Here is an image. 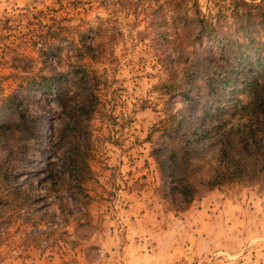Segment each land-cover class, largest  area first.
<instances>
[{
	"label": "rangeland",
	"instance_id": "obj_1",
	"mask_svg": "<svg viewBox=\"0 0 264 264\" xmlns=\"http://www.w3.org/2000/svg\"><path fill=\"white\" fill-rule=\"evenodd\" d=\"M197 1L204 14L234 3ZM248 1L264 7V0ZM164 12L162 0H0V131L7 130L0 134V264L44 253L57 264H122L124 239L114 244L110 234L119 214H146L154 260L160 254L166 264H264V177L198 188L189 200L175 196L169 183L163 194L153 153L162 140L153 127L168 116L166 106L183 108L180 95L154 87L166 74L164 42L154 30ZM83 45L102 54L88 62L101 75L103 112L86 128V203L61 187L70 165L62 166L60 154L51 151L52 132L64 122L58 98L32 84L40 74L59 71V86L78 98L74 75ZM18 109L42 122V141L4 125L18 119ZM9 181L28 196L15 195ZM206 201L208 214L224 216L214 227L200 226L204 233L192 243L181 221Z\"/></svg>",
	"mask_w": 264,
	"mask_h": 264
},
{
	"label": "trees",
	"instance_id": "obj_2",
	"mask_svg": "<svg viewBox=\"0 0 264 264\" xmlns=\"http://www.w3.org/2000/svg\"><path fill=\"white\" fill-rule=\"evenodd\" d=\"M162 6L164 16L154 30L164 42L161 61L166 74L154 87L167 96L180 95L183 102V108H174L180 113L166 106L168 116L160 127H153L160 129L162 140L153 153L164 196L167 183L175 196L189 200L198 188L264 177V7L234 0L228 11L204 14L197 0H162ZM83 47L84 58L74 75L78 98L59 86V71L40 74L32 84L58 98L64 122L52 132L57 141L51 151L60 154L62 166L70 165L61 187L86 203L84 181L91 175L86 128L103 112L97 92L101 75L88 62L102 54H95L92 45ZM241 93L244 100L238 97ZM11 124L21 129V136L41 141L44 137L42 122L19 109L18 119L4 125ZM30 145L25 141L22 148ZM6 187L25 195L16 184Z\"/></svg>",
	"mask_w": 264,
	"mask_h": 264
},
{
	"label": "crops",
	"instance_id": "obj_3",
	"mask_svg": "<svg viewBox=\"0 0 264 264\" xmlns=\"http://www.w3.org/2000/svg\"><path fill=\"white\" fill-rule=\"evenodd\" d=\"M237 207L241 208V205ZM208 208L206 201L202 209H197L198 212H195L196 210L188 211V214H185V219L181 221L183 226L187 228L188 239L192 243L197 234L204 233V231L200 230V226L214 227V222L217 219L218 221L221 220L224 216L222 211L208 214ZM118 217L115 220L120 224H115L110 229V234L113 236L114 240L112 243L114 244L118 242L120 235L124 239L122 264H151L154 261L156 264L169 263L166 259L163 260L160 254H157V259L154 260L157 251L156 246L150 240V237H153L152 232H154V229L148 226L146 214H119ZM176 224L179 226V223ZM208 232L211 233L213 231L208 230ZM18 264H57V259L53 254L44 253L26 257L20 260Z\"/></svg>",
	"mask_w": 264,
	"mask_h": 264
}]
</instances>
